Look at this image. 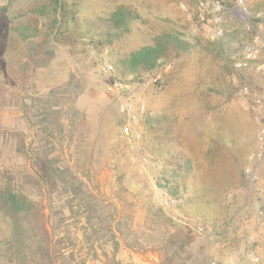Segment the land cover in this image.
<instances>
[{
  "label": "rangeland",
  "instance_id": "1",
  "mask_svg": "<svg viewBox=\"0 0 264 264\" xmlns=\"http://www.w3.org/2000/svg\"><path fill=\"white\" fill-rule=\"evenodd\" d=\"M62 1L0 0V186L23 196L14 207L0 203V264L20 261L6 215L15 207L26 264L40 262L42 217L73 264H254L246 253L256 248L264 264V159L255 158L264 113L258 123L236 95L246 83L264 110V80L230 61L242 22L230 15L226 38L212 42L196 0ZM118 5L137 17L107 46L94 19ZM248 5L263 33L264 0ZM169 32L188 52H170L138 77L122 74L117 56ZM115 81L123 87L109 91ZM125 101L136 124L121 112Z\"/></svg>",
  "mask_w": 264,
  "mask_h": 264
},
{
  "label": "trees",
  "instance_id": "2",
  "mask_svg": "<svg viewBox=\"0 0 264 264\" xmlns=\"http://www.w3.org/2000/svg\"><path fill=\"white\" fill-rule=\"evenodd\" d=\"M55 3H58L59 7L63 6L62 0H55ZM42 9L45 10V6H43ZM44 10L39 11L44 15ZM136 17V12L125 5H118L109 14L95 17L94 20L95 23H97L96 27L99 29L100 34H104L105 37H108L104 45L108 46L114 41L119 40L121 36L127 34L130 22L136 19ZM94 20L91 21V24ZM20 33L25 35L23 31H20ZM189 49V43L182 41L177 32L163 33L161 36L154 38L153 45L144 46L125 57L117 56L116 66L122 68V74H130L138 77V75L140 76L143 72L155 71L158 68L157 61L159 59L167 60L168 53L173 52V57L177 58L188 52ZM40 148L43 150L42 145ZM168 151H170V149H168ZM174 151L180 154L178 150L174 149ZM183 164L184 167L187 168L191 166L188 158L183 159ZM173 171L174 170L171 168L170 172L172 173ZM15 192L16 193L12 192L10 184L0 186V203L4 204L6 207H8L7 204L13 205L14 207L16 203L15 198H21V200H23V196L20 195L19 192ZM7 209L9 214L6 215L11 218L13 224L11 243H14L17 255L19 256L18 258L20 259L17 264H26V256L23 253L25 244L22 239L23 232L21 229L22 221L20 212L16 210V207L14 210L12 208ZM34 225L38 228L39 242L41 244L38 248L41 254L40 262L37 264L74 263V252L66 245L65 238L58 237L53 230H50L48 222L43 217L40 221L35 220Z\"/></svg>",
  "mask_w": 264,
  "mask_h": 264
},
{
  "label": "built area",
  "instance_id": "3",
  "mask_svg": "<svg viewBox=\"0 0 264 264\" xmlns=\"http://www.w3.org/2000/svg\"><path fill=\"white\" fill-rule=\"evenodd\" d=\"M249 0H232V4L227 6L222 0H196L195 16L198 24L203 30V34L209 41H223L228 33V21L230 15L242 22L244 39L234 42L229 58L236 71L246 76L252 73L261 74L264 76V32L257 29V22L254 21L249 9ZM114 70L111 64L102 66L104 73H111ZM157 80L156 76L153 78ZM123 87L122 83L115 81L108 85L109 91H120ZM236 95L243 98L245 106L254 115L256 121L259 123L260 115L264 113L263 100L255 94H251L249 86L243 83L236 90ZM142 111L144 106L138 105ZM121 112L128 115L133 124L137 122L136 110H134L132 101H125L120 106ZM124 133L132 136L129 126L124 127ZM258 140L260 143L259 150L255 155L258 163L264 159V129L260 128L258 132ZM256 167L248 166L246 173L249 177V182H254L258 179L255 172ZM167 203H174L170 197L166 200ZM198 231H203V225L199 224ZM260 249L250 250L246 253L251 263L257 264L260 261Z\"/></svg>",
  "mask_w": 264,
  "mask_h": 264
},
{
  "label": "crops",
  "instance_id": "4",
  "mask_svg": "<svg viewBox=\"0 0 264 264\" xmlns=\"http://www.w3.org/2000/svg\"><path fill=\"white\" fill-rule=\"evenodd\" d=\"M253 75H254V76H253ZM252 77H253L252 79H253L254 81H255V80H259V79H260V80H261V79L264 80V76H263V75L261 76V74H255V73H252Z\"/></svg>",
  "mask_w": 264,
  "mask_h": 264
}]
</instances>
